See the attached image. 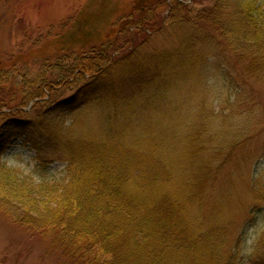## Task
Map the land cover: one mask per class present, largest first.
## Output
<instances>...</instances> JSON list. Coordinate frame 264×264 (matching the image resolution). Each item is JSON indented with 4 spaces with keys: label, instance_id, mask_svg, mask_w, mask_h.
Wrapping results in <instances>:
<instances>
[{
    "label": "trees",
    "instance_id": "16d2710c",
    "mask_svg": "<svg viewBox=\"0 0 264 264\" xmlns=\"http://www.w3.org/2000/svg\"><path fill=\"white\" fill-rule=\"evenodd\" d=\"M204 1L144 0L139 17L119 28L118 44L112 39L95 43L93 34L86 35L97 28L96 17L76 30L63 24L60 40L51 41L58 56L48 76V67L32 77L17 65L44 54L41 37L21 53L0 52L3 146L30 131L47 132L58 120V110L52 109L59 105L43 94L44 88L56 93L67 86L72 95L61 101L67 109L96 97L116 107L105 112L98 128L65 140L61 171L51 170L40 154L32 158L30 173L0 164V214L47 240L71 264H243L241 236L227 247L232 238L227 226L231 196L215 188L223 166L235 162L243 145L228 135L226 117L213 130L211 99L204 95L167 110L160 104L125 112L117 108L153 86L165 90L164 97L181 85L188 87L202 77L210 58L228 66L229 86L237 82L234 66L248 78L264 77V4ZM130 16L116 12L118 24ZM156 37L162 44L149 48ZM62 56H70L74 68L62 63ZM18 103L31 105L27 109ZM44 103L50 109L33 114ZM228 103L229 98L226 108ZM30 142L35 149L45 148L43 142ZM246 160L235 163L244 165ZM253 192L260 201L256 213L264 212V192ZM256 256L249 255L245 263L264 264V254Z\"/></svg>",
    "mask_w": 264,
    "mask_h": 264
},
{
    "label": "rangeland",
    "instance_id": "374dc122",
    "mask_svg": "<svg viewBox=\"0 0 264 264\" xmlns=\"http://www.w3.org/2000/svg\"><path fill=\"white\" fill-rule=\"evenodd\" d=\"M259 1L264 4V0ZM208 2L209 0H205L203 4ZM143 3L144 0H134V3L133 0H127L126 3L125 0H0V52L5 54L14 50L8 53L10 56L21 53L26 49L29 50L32 42L41 37L44 54L35 61L28 59L26 64L19 62L17 65L21 69L29 70L28 75L32 77L43 67H48V76L58 56L52 52L54 44L51 41L56 37L60 40L57 35L61 32L63 24L66 25L64 27L66 30L70 26L72 30H76L78 25L87 27L95 21L92 17H96L98 20L94 25L97 28L91 29L90 26L91 30L87 28L89 31H86V35L93 34L91 40L95 43H105L112 39L118 44L122 39V35L117 34L119 28L139 17L144 9V6H141ZM114 4V9L111 10ZM120 10L122 15L130 14L131 18H123L118 24L116 12ZM110 11L113 16H110ZM111 23H115V27ZM112 28L116 30L112 31ZM157 39L158 37L149 43V48L162 44L157 43L160 41ZM90 45L91 43L87 46ZM59 58L62 59V63L74 68L75 62L70 56ZM210 60L211 62H208L202 70V77L198 78V81L190 82L188 87L180 84L182 87L167 91L164 97L163 93L166 91L153 86L145 89L143 94L125 100L117 108H123L125 112L130 110L129 107L133 109L132 107L135 106L160 104L167 110L169 106L176 107L181 102L188 105L191 101H199L202 95L207 100L211 99L210 107L215 115L212 119L215 122L213 130L218 129L220 123L227 119L230 123L228 135L243 140V145L237 149L233 160L238 163L242 157L247 158L244 165L243 163L237 165L235 162L224 165L215 182L217 191L226 190L231 196L227 211V226L231 230L232 238L228 237L227 247L231 248L235 237L241 236L238 248H241V255L246 257L242 260L243 264H246L249 255L258 257L256 254H264V212L261 210L256 213L255 207L260 201L256 200L253 192L256 189L264 192V77L248 78L241 72V67L234 66L235 70L232 74L236 76L237 82L229 86L225 76L228 66L223 64L218 66L213 63L212 58ZM66 87L61 86L56 93L44 88L43 94L51 96L54 103L59 105V108L52 110H58L56 114L60 116L47 132L30 131L28 134L14 137L11 143L5 146L0 144V153L2 152L0 164L6 169L13 168L30 173L31 166L35 162L32 158L40 154L48 159L51 170H63L66 162H62L59 157L65 140L98 128L104 124L105 112H111V109L116 108L106 98L101 100L96 97L91 103L80 108L67 109L61 101L70 98L72 91H68ZM72 88L73 86L71 90ZM16 97L17 100L14 98L13 101L20 102L19 91ZM228 98L229 103L226 108L224 100ZM18 105L29 109L31 103H18ZM50 107L44 103L32 112L40 115ZM198 109L199 107L195 110L199 111ZM223 117L226 118L221 119ZM134 121L136 124V120ZM133 134L137 138V134ZM31 138L43 142L44 150L31 147ZM44 152L45 154H41ZM259 243L262 246L257 247ZM0 264L71 263L67 262L57 249L51 248L47 240L31 236L24 228L0 214Z\"/></svg>",
    "mask_w": 264,
    "mask_h": 264
}]
</instances>
